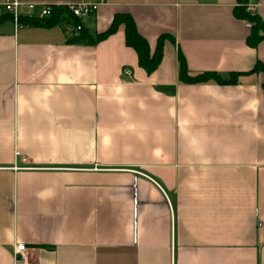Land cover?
<instances>
[{
	"label": "crops",
	"instance_id": "0c3cea01",
	"mask_svg": "<svg viewBox=\"0 0 264 264\" xmlns=\"http://www.w3.org/2000/svg\"><path fill=\"white\" fill-rule=\"evenodd\" d=\"M20 1L38 16L95 0ZM242 1L264 17V0ZM237 4L107 0L76 41L67 12L0 20V264H264V40L247 44ZM115 14L151 53L167 36L153 71L123 23L88 41ZM178 54L235 80L181 81Z\"/></svg>",
	"mask_w": 264,
	"mask_h": 264
},
{
	"label": "trees",
	"instance_id": "16d2710c",
	"mask_svg": "<svg viewBox=\"0 0 264 264\" xmlns=\"http://www.w3.org/2000/svg\"><path fill=\"white\" fill-rule=\"evenodd\" d=\"M64 12L69 13L65 6L54 5L51 7V12L47 16L20 15L17 19V23L23 25L49 27L57 24ZM233 13L237 18L244 19L250 23V32L246 37L248 45L255 47L261 40H264V17H260L257 13L249 11L242 0H238V4L233 8ZM6 15L8 14L0 15V20H2ZM73 21L77 22L78 19L73 18ZM119 23L124 24L125 43L136 51L139 66H141L146 72L153 71L160 62L162 56V40L167 36L161 35L158 38L156 48L151 53L148 41L145 37L139 34L134 20L128 14H115L108 28L100 33H97L94 37L89 38L88 41L93 43L108 36L116 30ZM87 36L89 35L85 32V30L81 29L80 33L72 40L76 41L81 37ZM258 68H262L259 62L255 64L254 69ZM236 75L237 73H232L229 78H223L218 73L212 71L192 75L187 70L184 57L181 54H178V76L181 81L195 83L212 79L217 83H231L234 82Z\"/></svg>",
	"mask_w": 264,
	"mask_h": 264
},
{
	"label": "built area",
	"instance_id": "2783aa9c",
	"mask_svg": "<svg viewBox=\"0 0 264 264\" xmlns=\"http://www.w3.org/2000/svg\"><path fill=\"white\" fill-rule=\"evenodd\" d=\"M107 0H95V1H81V2H70L64 6L69 11L72 18L78 19L77 22H72V35L77 36L82 27L81 19L90 13L94 12L96 8ZM26 7L22 12V7ZM54 6L50 3H42L39 8V15L47 16L51 12V7ZM33 3H26L20 0H0V15L9 14L14 22H17V19L20 15L33 16L32 9ZM249 11H253L251 7H247ZM122 75L129 76L130 69L124 68L122 70ZM27 246L24 243H15L13 245V254L14 257H18L23 262L28 263V254Z\"/></svg>",
	"mask_w": 264,
	"mask_h": 264
}]
</instances>
